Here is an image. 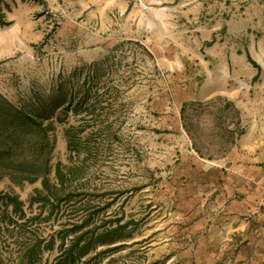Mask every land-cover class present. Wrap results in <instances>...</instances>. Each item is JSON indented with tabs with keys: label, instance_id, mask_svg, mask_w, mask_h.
Segmentation results:
<instances>
[{
	"label": "rangeland",
	"instance_id": "rangeland-1",
	"mask_svg": "<svg viewBox=\"0 0 264 264\" xmlns=\"http://www.w3.org/2000/svg\"><path fill=\"white\" fill-rule=\"evenodd\" d=\"M122 59L118 67L111 58L81 63L74 72L72 62L49 60L43 75L27 65L23 79L5 81L8 96L2 95L18 116L47 128L52 182L58 163L70 169L64 192L34 204L30 199L41 180L0 177V264H58L70 250L76 253L72 264H183L174 255L182 241L172 217V196L181 184L173 172L179 154L174 109L184 107L179 130L207 157L229 151L238 133L237 114L224 98L185 101L180 74L156 68L141 46L134 55L128 47ZM83 100L89 112L81 108ZM96 121L104 130L100 136ZM72 124L88 126L82 141H90V150L73 157L65 135ZM18 135L38 146L45 139L39 131ZM36 149L12 155L37 158ZM12 197L22 204L16 206Z\"/></svg>",
	"mask_w": 264,
	"mask_h": 264
},
{
	"label": "crops",
	"instance_id": "crops-1",
	"mask_svg": "<svg viewBox=\"0 0 264 264\" xmlns=\"http://www.w3.org/2000/svg\"><path fill=\"white\" fill-rule=\"evenodd\" d=\"M138 46L156 68L180 74L185 101L224 98L237 114L229 151L207 157L174 109V255L183 264H264V0H0V93L27 65L45 74L57 52L74 72L109 58L118 67Z\"/></svg>",
	"mask_w": 264,
	"mask_h": 264
},
{
	"label": "trees",
	"instance_id": "trees-1",
	"mask_svg": "<svg viewBox=\"0 0 264 264\" xmlns=\"http://www.w3.org/2000/svg\"><path fill=\"white\" fill-rule=\"evenodd\" d=\"M83 104L87 105V100L81 102V108L88 110V106L84 107ZM87 108V109H86ZM97 106L94 107V110ZM184 107L182 108L183 111ZM11 111V112H10ZM9 112V115L6 113ZM18 110L12 105V103L5 98L0 93V177L8 175L11 177L12 181L22 183L23 181L34 182L41 180L42 188L36 189V193L31 196L30 204L35 202H43L50 200L53 196H56L55 193L64 192L67 187H64L67 182L64 177L67 176L65 169H70L69 166H63L62 163H58L55 166V182H52L51 173L52 166L50 165V155L52 151V144L48 138L47 128L42 127V123H39L34 118L30 116H18ZM99 117V115H98ZM11 121V123H10ZM9 122L11 124H7ZM101 126L100 121H96V135H101L104 131ZM12 128V131L10 129ZM88 126L86 125H70L65 130V135L68 141V152L71 157L82 152H87L90 150L88 144H90L89 138H84L87 132ZM24 132V134L30 135L35 131L42 132L45 136L43 142L36 145L30 143V141L24 142L19 140V133ZM85 141V142H84ZM100 145L101 143L98 142ZM36 145V146H35ZM38 147V150L41 152L37 158L28 159L25 156H13L12 152L16 150H23L25 147ZM99 147L96 148L98 150ZM37 150V149H36ZM43 155V156H42ZM60 182V183H59ZM16 206H20L22 203L18 200V197L10 198ZM61 200V198L59 199ZM128 225H121V228H125ZM80 238L75 241L74 246H78ZM72 246V249L73 247ZM75 251L71 250L64 256L59 257L58 264H72V261L76 256ZM78 256L82 255V252L77 253Z\"/></svg>",
	"mask_w": 264,
	"mask_h": 264
},
{
	"label": "built area",
	"instance_id": "built-area-1",
	"mask_svg": "<svg viewBox=\"0 0 264 264\" xmlns=\"http://www.w3.org/2000/svg\"><path fill=\"white\" fill-rule=\"evenodd\" d=\"M57 53H58L59 56L57 57L56 61L61 63L63 61V57L61 55V52H57Z\"/></svg>",
	"mask_w": 264,
	"mask_h": 264
}]
</instances>
